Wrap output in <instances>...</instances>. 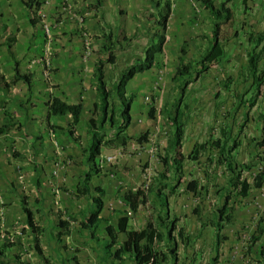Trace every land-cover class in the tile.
I'll return each instance as SVG.
<instances>
[{
	"label": "rangeland",
	"instance_id": "obj_1",
	"mask_svg": "<svg viewBox=\"0 0 264 264\" xmlns=\"http://www.w3.org/2000/svg\"><path fill=\"white\" fill-rule=\"evenodd\" d=\"M170 2L171 15L166 32L167 39L163 52L157 58L160 65L137 73L127 84V96H131L133 101L131 122L126 132L132 138L129 139L127 146H120L113 157L115 161L113 170L119 173L118 179L122 182L118 185L124 190L111 193V188L108 191L107 205L104 206L102 216L113 224L117 223L118 218L125 213L123 194L131 188H142L147 191L146 168L151 167L152 177L149 186L153 184L154 187L163 189L166 197L159 198L150 192L147 203H142L137 212L131 211L128 229L144 227L148 221L162 217L166 224L163 229L168 231L172 227L171 221L176 220L177 228L174 235L177 256L169 254L164 264H260L256 249L264 246V232L258 234L260 228L264 226V184L258 188L254 180L255 176L264 170V154L258 145L264 127L261 118L264 114V86L240 132L239 128L244 120L242 96H250L247 56L248 51L254 47L250 33H264V0H246L247 9L242 0L230 1L229 4L235 11L238 34L225 43L224 57L209 70L195 77L187 87L183 98V103L188 104L183 144L186 159L182 180L174 192L169 186L162 187L157 180L164 169L162 157L166 147L167 127L164 124L165 116L162 109L166 102L171 103L174 99H179L177 92L172 91V76L178 64L183 37L190 40V46L183 57L185 62L198 59L201 51L207 46V41L200 40L199 37L203 34L209 37L212 35V20L207 9L196 0ZM215 2L219 3V0ZM130 31V42L117 50L118 67L109 65V77L117 75L119 71L117 68L125 67L137 56L142 55L148 32L142 24L131 28ZM260 47L261 61L264 64V42ZM161 69L163 78L159 81ZM151 105L157 108L155 119L148 116ZM225 130L230 137L237 135L239 145L233 150L232 155L243 176L251 183L248 196H242L233 186L228 188L230 187L227 183L228 174L219 161V149L212 146L216 139L226 141ZM146 131L149 132L148 140L137 142V138ZM231 140H228L227 149ZM197 144L201 145L198 148V157L190 158L189 154ZM193 180L198 182L196 190L188 188ZM25 196L32 204L34 196ZM227 196H230L228 201ZM79 202L86 203V200ZM224 204L225 212L220 214L221 217L227 216L222 221L217 239L216 224L219 223L217 214L218 209ZM32 208L36 210L34 204ZM53 213L56 212L53 210ZM73 219L74 217L67 219L70 221L72 234L64 236L62 241L56 239L60 228L55 224L52 226L51 221L41 223L44 229L42 243L50 264H133V260L129 258L119 261L106 252L107 222L102 223L96 232V238L92 239L88 232H83L79 224L72 222ZM0 227L4 226L0 224ZM180 228L184 229L185 238L180 237ZM8 234L10 233L7 232L6 235ZM254 234L259 235L258 241H255ZM25 237V242L20 241L18 247L11 249L9 258H12L14 253L23 252L31 264H46L33 250V240L30 239L32 244L28 243L30 236ZM125 237V233L120 234L121 241ZM1 242L3 240H0ZM24 243L26 246L22 248ZM166 245L161 242L159 247L164 250ZM75 257L78 262L74 260Z\"/></svg>",
	"mask_w": 264,
	"mask_h": 264
},
{
	"label": "crops",
	"instance_id": "obj_2",
	"mask_svg": "<svg viewBox=\"0 0 264 264\" xmlns=\"http://www.w3.org/2000/svg\"><path fill=\"white\" fill-rule=\"evenodd\" d=\"M151 8L148 0H0V224L6 228L0 227V240L9 232L17 243L30 236L32 244L22 206L25 195L42 200L38 224L51 221L60 228L59 217H74L72 222L82 228L80 212L90 199L77 198L76 192L83 174L91 171L81 145L88 141L96 100L90 83L95 48L110 31L115 39L130 37V29L140 26L144 10ZM87 46L93 54L85 62ZM17 62L22 73L31 75L30 84L14 81ZM56 96L82 103V119L74 126L79 141L70 133V113H50L48 102ZM7 121L11 128L2 131ZM118 148L104 146L98 157L100 170L93 173L94 186L105 189L104 204L111 188V193L124 190L113 170L115 161L107 160ZM38 180L42 192L37 191ZM123 210L132 211L126 201Z\"/></svg>",
	"mask_w": 264,
	"mask_h": 264
},
{
	"label": "trees",
	"instance_id": "obj_3",
	"mask_svg": "<svg viewBox=\"0 0 264 264\" xmlns=\"http://www.w3.org/2000/svg\"><path fill=\"white\" fill-rule=\"evenodd\" d=\"M152 8L146 9L144 12L141 23L146 29L147 40L142 49V55L137 56L134 61L127 64L125 67L118 69L117 75L114 74L109 77V65L116 66L119 60L117 50L124 48L130 42L127 34H124L123 39H115L112 31L103 36V43H98L95 48V61L93 66V74L91 75L90 83L96 91V100L94 101L92 109V118L89 122L88 141L81 145L82 154L84 156V163L91 165V171H86L77 186V198L90 199V203L80 212V224L83 230L89 233L92 239L96 238V232L102 225L107 222L105 227L108 237L105 239L106 252L119 261L126 259L133 260V264H164V261L169 258V254L177 256V243L175 241L174 230H176V220H172V227L165 231L163 227L166 226L165 220L159 217L157 220H150L146 226L135 229H128L130 212L128 210L125 215H121L117 223L113 224L102 216L104 208L103 195L105 189L100 186H94L92 182L93 173L99 172L98 157L102 153L104 146L120 147L126 146L129 139L132 138L127 129L131 122V108L133 98L127 96V84L134 78L137 73L145 72L157 65L160 61L157 59L158 55L164 50L166 43V32L168 22L171 15V2L170 0H148ZM200 2L208 11V16L212 20V35H200V40L207 41V46L204 48L198 59H192L185 62L184 54L190 46V40L183 37L180 45V54L178 55V64L174 75L172 76V91L177 92L179 99H174V102H166L162 109L165 116L164 124L167 127L165 131L166 147L165 154L162 157L163 171L158 175V183L162 187H170L171 191H175L176 187L180 185L183 177V167L186 155L183 152V144L185 137V121L187 103H183L184 96L187 91L189 83L205 70H209L215 63L220 61L225 55V43L230 41L231 38L238 34L236 29V17L234 8L229 4L231 0H196ZM245 8L248 6L246 0H242ZM27 6L31 7L32 2L27 1ZM39 18V17H38ZM138 18V17H137ZM139 20V19H138ZM31 22L36 25V20L31 19ZM159 28V29H156ZM250 39L254 43V47L248 51L247 56V75L249 82L250 96H242L241 101L244 104V120L240 125L239 132L244 123L249 119V116L256 105L264 86V64L261 61L262 49L259 46L264 42V33H250ZM118 67V65H117ZM24 81L31 83L32 77L30 74L22 73L19 63L15 64V82ZM48 105L51 108L53 115H66L70 113L71 129L70 133L74 140L79 141L80 135L76 133L75 125H78L82 119L83 105L82 103H69L61 97H53ZM157 108L151 105L148 116L151 119L156 118ZM264 122V114L261 115ZM107 127L109 130H107ZM11 128L10 123L7 121L1 130ZM149 132L146 131L137 138V142H144L148 140ZM225 142L216 139L212 146L219 149V161L225 168V173L228 174V188L232 186L237 189V192L242 196H248L251 183L243 176V172L238 168L234 156L232 155L239 143L237 135L230 137L227 130L224 131ZM231 140L227 149L228 140ZM258 145L262 148L264 154V127L262 137L258 141ZM201 145H196L195 149L189 154L190 158L196 159L198 156V148ZM16 154V153H15ZM16 156V155H15ZM264 158V157H263ZM172 172V173H170ZM170 173V174H168ZM172 174V175H171ZM169 178V179H168ZM168 179V180H167ZM255 186L260 188L264 184V170L255 176ZM197 181L193 180L189 183L188 188L196 190ZM37 191L42 192L41 182L37 181ZM149 189V190H148ZM155 193L159 198L166 197L163 189L151 186L147 187V191L142 188L128 189L123 194L124 200L129 204V207L134 212H137L142 203H147L148 194ZM230 196H227L228 201ZM26 196L22 199V206L27 214V223L30 228V235L33 240V250L38 256L50 264L46 255L45 247L42 243L44 236V229L38 224L37 214L39 213L42 200L39 197H34L33 203L36 210L32 208V204L27 200ZM227 204V203H226ZM218 209V224L217 239L219 231L222 227V221L226 219L225 205ZM38 212V213H37ZM221 213V214H220ZM229 219V217H227ZM221 221V223H220ZM60 231L56 234V239L62 241L64 236L72 234L70 228V221L60 219ZM258 231V229H257ZM256 231V232H257ZM264 232V226L260 228L258 234ZM125 233L126 237L123 241L120 240V234ZM254 234L255 241L259 240V235ZM181 238H185L184 229H179ZM17 239L11 238L8 234L0 243V264H31L23 252L14 253L12 258L9 252L12 248L18 247ZM164 242L166 247H159L160 243ZM218 241L216 242V248ZM264 246L256 249V256L260 264H264ZM162 248V249H161ZM21 250V249H19ZM169 253H166V251ZM77 262V258L75 259ZM79 264V263H78Z\"/></svg>",
	"mask_w": 264,
	"mask_h": 264
},
{
	"label": "built area",
	"instance_id": "obj_4",
	"mask_svg": "<svg viewBox=\"0 0 264 264\" xmlns=\"http://www.w3.org/2000/svg\"><path fill=\"white\" fill-rule=\"evenodd\" d=\"M42 15H43V14L41 13V16H42ZM44 27H45L46 29H48L47 24H44ZM87 48H88V50H87L86 53H87L88 56H85V62H88L89 57L93 54V51H92L91 47L87 46ZM86 66H87V65H86ZM162 71H163V69H161V71H160L159 81H160V78H163ZM159 83H160V82H159ZM113 157H114V156H108V157H107V160H108V161H112V160H114ZM146 175L148 176V181H146V185H147V187H148V186H149V183H150V180H151V177H152V169H151V167L146 168ZM130 213H131V212H130Z\"/></svg>",
	"mask_w": 264,
	"mask_h": 264
},
{
	"label": "clouds",
	"instance_id": "obj_5",
	"mask_svg": "<svg viewBox=\"0 0 264 264\" xmlns=\"http://www.w3.org/2000/svg\"><path fill=\"white\" fill-rule=\"evenodd\" d=\"M92 49V48H91ZM92 51H93V49H92Z\"/></svg>",
	"mask_w": 264,
	"mask_h": 264
}]
</instances>
